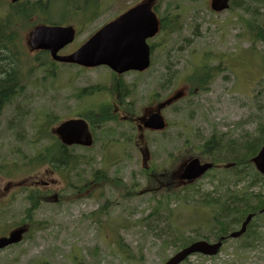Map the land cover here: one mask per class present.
Masks as SVG:
<instances>
[{
  "label": "rangeland",
  "instance_id": "rangeland-1",
  "mask_svg": "<svg viewBox=\"0 0 264 264\" xmlns=\"http://www.w3.org/2000/svg\"><path fill=\"white\" fill-rule=\"evenodd\" d=\"M96 1H99L100 7H98V10L95 9L93 0L89 1L93 5H88L87 7L82 5L81 9L87 15L84 25L81 23L82 17L79 14L71 18L67 17V22L63 21L67 10L63 5L64 3L53 5L49 21L64 25H82V29L78 33L74 44L63 50V54L73 49L74 46H79L80 43L86 41L107 22L141 0ZM167 2L176 4L175 8L178 9L176 12L171 13L182 14L181 25L183 31L176 37L159 38L165 40L166 47L162 49L166 54V61L177 62L175 48L178 45L188 48L192 44L191 47L197 51V54H202L203 51H211V54L215 57L217 55L229 57L228 60L231 59L230 72L234 74L227 72L226 74L230 77L226 81L223 80V73L212 84L209 93H200L201 97L199 96L196 101L194 112H191V108L189 110L184 108L182 120L188 132L186 138L194 144L203 143L206 137L210 135L211 130L209 127L214 124L223 125L222 130L225 132L231 131L235 138L243 134V130L254 134L257 131V124L261 115L256 105L258 103L256 97L261 92H264V45L258 44L254 48V45L245 37L244 30L237 22L235 13L223 12L217 15L211 13L210 0H199L195 3L189 0H164L160 4L162 13L167 9ZM93 8L94 10L91 11L90 9ZM1 10L4 11L6 9ZM78 11L75 10V12ZM95 11H98L97 15H95ZM29 30V27L20 29L25 39L27 34H29ZM192 34L198 35L195 38L199 39L194 42L184 40L185 38H190ZM29 55L32 58L35 57L34 55ZM197 59L195 58V60ZM213 63L217 65L219 63L218 59H215ZM225 64L228 65L227 62ZM190 65L186 66L185 62H183L181 64L182 71L189 70ZM54 70L57 72L56 77L48 76L45 70L28 75L27 81H30V84H28L26 94L29 97L22 102V109L26 112L22 118L25 128V132L20 136L23 138L22 140H18L19 136L16 130L8 129L10 122L14 121L18 102L5 109L0 120V162L18 160L20 163L18 153L19 155L24 153L27 155L33 154L35 152L34 148L37 146V149H39L40 147L37 142L30 141V139L36 138L34 125L41 132L51 130L53 126L71 115L70 110L74 108V102L70 103L66 98H72L79 91L80 84L84 86L87 83L107 77V73L104 70L82 74L81 71H76L77 66L69 64L60 65ZM178 70L181 69L178 68ZM247 119H251L249 124H241L242 121ZM237 124H241L239 128L236 127ZM173 131L172 129L171 133ZM182 137L184 140L185 134L183 132ZM45 144L47 145V143ZM80 152L84 153L83 151ZM77 154L80 153L77 152ZM88 154L98 160L102 153L101 149L96 147L89 150L85 155ZM121 163L119 170L126 174L128 172L127 168H125L126 165L123 162ZM140 166L141 162L138 160L136 165L133 166L134 172H138ZM99 167H102V165H99ZM83 168L86 169L85 165L81 167V169ZM44 170H35L34 177L30 179V184L28 185H35V181H40L43 191H53L49 194L50 197L57 192L59 198H50L37 211L35 219L43 222L44 227L40 231L31 234L30 239L20 246L1 252L0 264H9L15 260H17V264H33L37 260H47L50 264H74V257L79 258L78 260L84 262L83 264H139L135 260L126 258L116 248L114 241L118 238L117 235H120L125 243L130 245L135 252L136 258L140 257L139 245L142 244L143 264H163L162 259L172 255L173 248L166 252L164 250L165 256L163 255L162 242L157 237L151 234L145 237L149 227L144 226L143 229L134 227V221L137 218L148 216L153 210L149 195L134 199L131 202L118 200L122 205H129L130 216H128L121 205L109 209L104 215H97L95 217L96 221H94L89 218L100 206H108V200L116 201L114 197L108 194L107 188L103 187L102 190L99 187L86 192L89 194L93 193L92 196H89V194L84 195V192H78V194L73 195V192L63 189L66 179H63L62 175L52 174ZM29 174L26 171L20 172L16 174L17 180L25 179ZM137 179L139 180V177ZM68 180H71V177ZM7 181L8 179L0 176V194L5 195V201L9 193L15 191V188L11 189V186L7 189L9 186ZM197 186L202 192L213 193L216 189L219 192L221 190L218 181L211 183L208 178ZM241 186H243V183ZM258 187L264 193V184ZM258 187L254 190L259 189ZM64 191L67 192L64 193ZM115 191L119 192L116 189ZM122 192L124 193L125 191ZM184 193L185 190L179 192L181 196ZM24 198L25 192L22 191L15 199L7 200L6 202L1 199L0 203L7 204L6 207L9 208L12 219L20 220L23 218V212L27 207V202ZM196 199H200L197 194L190 204L194 205ZM177 204L179 203H172L173 210L176 209L175 222H173L172 218V223L177 225L178 229L186 227L184 229L186 234L196 235L195 230L203 225L202 222L210 223V220L205 221V214H208V211L204 208L187 205L188 203H180L181 205L177 207ZM162 217L165 218L166 213H163ZM162 223H164V220L158 221L157 218H154L149 220L146 225H152L154 227L153 233H156L155 231L159 232V230H155L156 227L157 229L164 227ZM258 224L260 225V239L251 243V246L248 245L244 248L243 244L246 243V238L239 242L229 241L225 249L215 259L206 261L199 256H194L189 259L187 264H264V218ZM11 226L7 232L12 229ZM124 227H127V230ZM203 227L205 226L203 225ZM89 251L92 253H89ZM95 255H98V257L93 258Z\"/></svg>",
  "mask_w": 264,
  "mask_h": 264
},
{
  "label": "trees",
  "instance_id": "trees-1",
  "mask_svg": "<svg viewBox=\"0 0 264 264\" xmlns=\"http://www.w3.org/2000/svg\"><path fill=\"white\" fill-rule=\"evenodd\" d=\"M89 1L90 0H38L12 3L9 0H0V120L5 109L18 102L14 121L10 122L8 128L16 130L19 136L18 140L23 139L20 136L25 132L22 118L26 112L22 109V102L29 97L26 94L28 84H30V81H27L28 75L42 70L48 73L47 69L53 68L54 65H56L51 62L47 52L38 53L34 58L30 57L27 50L26 39L20 29L22 27H29V31H31L35 26L40 24L60 25L61 23L49 21L53 5L59 3H64L63 5L67 8L63 21L67 22V17L71 18L78 14L82 17L85 15L81 9L82 5H86L87 3L93 5ZM93 1L95 3V9L98 10V7H100L99 1ZM155 1L158 10L160 3L164 0ZM189 1L195 3L199 0ZM175 5L171 2H167V9L165 12H176L178 9L175 8ZM230 6L229 12L237 15V22H239L240 26L243 28L247 40L254 45V48L258 44L264 45V0H233ZM1 9L6 10L2 11ZM75 10L79 11L75 12ZM97 12L98 11H96V13ZM84 19L85 18H81L82 21ZM85 22L86 21L81 23L84 24ZM210 71L212 73L211 76L208 75ZM216 73V69L208 70L207 68H201L198 74V80L190 76L186 80L193 85L192 90L197 87L199 88V93L208 92L214 82ZM195 81L196 86L194 84ZM198 96H200V94ZM256 99L258 100L256 105L261 115L258 120L257 131L254 134L243 130V134L235 138L231 131H229L225 133V137H222L223 135H219L221 133L219 126L214 124L211 127L213 128V134L216 136L212 139L206 137V140L203 142L204 144L199 146L201 153L214 161V163L225 164L226 162L231 164V167L222 170V173L218 175V180L221 185L220 192L223 188L225 191L218 193V190H216L214 194L206 193L202 195L198 192L199 190L197 187L192 186L185 190L182 196L174 192H164L161 196L154 195L149 198L150 204H152V212H150L148 216L137 218L134 221V227H140L141 229H143L144 226L149 227L145 237H147L149 233L161 240V249L163 250L164 256L165 252L169 249L173 248L172 254H174L189 244L201 239L209 241L216 240L221 236L227 237L249 214L257 213L264 208L263 192L253 191V187L260 183H264V177L256 171L252 164V158H254L264 146V92L257 95ZM250 122L251 119H247L242 121L241 124H249ZM49 124H51V122H49ZM241 124H237L236 127L239 128ZM34 132L36 133V138L30 139V141L33 140L37 142L38 146H40L39 149H37L36 146L34 148L35 152L29 155L26 153L19 155L18 153L20 163L18 160H4L0 162V176L11 179L17 178L16 174L23 171L30 173L29 175L35 174L34 171L37 169H39V171L45 169V172L54 171L64 176L67 180L71 177V180H68V182L72 187L67 191L73 192V195L78 194V192L81 191L79 189L83 188L82 183L95 169V164L98 163L97 160H95L94 157H90L89 154L88 156L86 155V159L84 160L81 159V155L73 154L72 151L67 153L65 147L51 137L49 131L44 130L41 132L36 128V125H34ZM24 140L28 141L27 139ZM44 143H47V145H44ZM84 165L86 169L83 168V170L81 167H84ZM104 181L105 179H103V177L98 180L99 183H104ZM239 182L247 183L242 191L234 189ZM227 184L228 187H226ZM113 186L119 191L120 200L131 202L133 199L139 197L137 186L134 187L133 193H121V189L127 188L123 180L115 182ZM23 191L25 192L24 199L27 202V207L23 212L22 219H12L13 217L11 218L9 208L6 207L7 204L0 206V236L8 233L7 231L10 225H12V229L26 227L27 233L23 240L24 243L30 239L31 234L40 231L41 228L44 227L43 222L37 221L35 216L41 206L50 200V195L40 189H25ZM67 191H64V193ZM196 194L200 199H196L194 205L190 204L193 202ZM89 195H93V193ZM177 202L181 204L188 203L187 205L204 208L208 211V214H205V221L210 220V223H205V227L197 229L195 231L196 235L186 234L184 230L186 227L184 229H178L177 225L172 223V218L173 222H175L174 217L176 210H173L172 203ZM108 209L109 207H107V205L102 206L101 209L93 213L89 219L96 221L95 217L99 214H106ZM126 212L130 214L129 207ZM163 213H166L165 218L162 217ZM154 218H157L158 221L164 220V223H162L164 227L159 229L156 227L155 230H159V232L155 231L156 233H153L154 227H152V225H146L149 220ZM263 218L262 216L256 215L255 219L250 224L248 232L245 235L246 243L243 245L244 247L248 245L251 246V243L260 239V225L258 223ZM124 229L127 230L126 227ZM115 245L126 258L135 260L139 262V264L143 263L144 254L142 244L139 245V258L135 257V252L130 245L126 244L120 237L116 239ZM89 253L92 252L89 251ZM96 257H98V255L93 256V258ZM168 258V256L164 257L162 263ZM16 261L17 260L9 264H17ZM73 262L74 264H83L82 262H77V258H73ZM33 264H50V262L47 260H37L33 262Z\"/></svg>",
  "mask_w": 264,
  "mask_h": 264
},
{
  "label": "flooded vegetation",
  "instance_id": "flooded-vegetation-1",
  "mask_svg": "<svg viewBox=\"0 0 264 264\" xmlns=\"http://www.w3.org/2000/svg\"><path fill=\"white\" fill-rule=\"evenodd\" d=\"M156 6L154 4L155 11ZM86 16L85 14L82 18ZM157 17L158 32L146 39L150 52V63L147 68L119 73L107 66L96 68L77 66L76 71H81L82 74L98 70H104L107 73L105 79L96 80L84 86L80 84L79 91L72 98H66L70 103L74 102V108L70 110L71 115L49 130L51 137L65 147L67 153L72 151L73 154H77L78 151L82 150L84 153L80 152L82 154L81 159L85 160V154L91 148L81 145L68 146L62 143L55 133V128L60 123L71 119H83L88 124L89 131L92 134L93 145L91 147L101 149L102 154L98 161L102 167L94 169L82 183L83 188L79 190L84 189V192H89L91 189L106 187L108 191H114L116 188L113 184L119 180H125L127 188L123 191L127 194L129 192L133 193L134 187L137 186V192L140 196L149 195L151 197L154 195L161 196L164 192L179 193L184 188L192 187L194 184L198 185L202 179L206 178V175H204L192 181L181 179L183 170L190 161V159L185 158L204 144H194L186 138L188 132L186 126L184 127L182 114L185 111L184 108L188 110L191 108V112H194L200 94L199 88L196 87L192 90L193 85L186 79L190 76L198 80L200 69L207 68L208 70H217L213 84L223 73V80L228 81L227 79L230 76L226 73L234 75L230 72L231 59L228 60L229 57L226 56V58L224 55L215 57L211 54V51H203L202 54H197L191 44L188 48H183L182 45L175 48L177 62L166 61V54L162 49L166 47L165 40L159 38L176 37L182 33V14L157 12ZM76 31L78 33L77 29ZM195 37H198V35L192 34L190 38L184 40L194 42L199 39ZM77 48L75 47L73 51ZM63 50L60 51V54H63ZM70 52L72 51L69 50L65 54ZM162 58L164 59L162 60ZM195 58L198 59L195 60ZM215 59H218L219 63L217 65L213 63ZM183 62L186 66L191 64L189 70L182 71L181 64ZM178 68L181 70H178ZM55 70L54 68L49 69V73L53 77H56L57 72ZM208 75H212L211 71ZM194 84L196 86V81ZM154 115H160L164 118L166 122L164 130L160 131L146 127V123ZM172 129L174 131L171 133ZM209 129L211 132L208 138L212 139L216 135L213 134L211 126ZM182 132L185 134L184 140ZM220 132L219 135L226 136V132L222 130V127ZM200 158L202 163L210 162V159ZM138 160L141 162L140 170L134 172L133 166L136 165ZM121 162L126 165L125 168L128 170L126 174L119 170ZM103 165L106 169L103 168ZM51 173L55 174L54 171H51ZM101 177L105 179L103 185L98 182ZM137 177H139V180ZM30 179H33V177ZM34 183L35 185L31 186L28 184L21 185L20 183L19 185H13L16 187L40 188L42 184H40V181ZM11 185L12 183H9L7 189ZM70 187L72 186L69 185L66 179L63 189L70 190ZM55 193L59 196L57 192ZM4 197L5 195L0 194V199Z\"/></svg>",
  "mask_w": 264,
  "mask_h": 264
},
{
  "label": "water",
  "instance_id": "water-1",
  "mask_svg": "<svg viewBox=\"0 0 264 264\" xmlns=\"http://www.w3.org/2000/svg\"><path fill=\"white\" fill-rule=\"evenodd\" d=\"M20 0H12L16 3ZM231 0H211V9L218 13L229 9ZM158 32V20L152 10L150 1L143 2L122 14L118 19L103 26L79 49L69 55L58 54L61 49L71 44L75 39L72 27L42 25L28 36V45L32 51H49L52 58L61 63L76 64L88 68L107 65L112 70L122 73L129 70L145 69L150 63L148 37ZM165 120L160 115H154L146 123V127L154 130L165 129ZM55 133L66 145H82L90 147L93 144L88 125L82 119H73L62 123ZM257 170L264 176V146L253 158ZM212 164L201 165L198 159L192 160L185 168L181 179L191 181L203 175ZM264 213V209L260 214ZM253 219L249 215L241 230L231 234V238L241 237ZM25 228H18L6 237L0 238V251L22 241ZM223 238L216 244L199 241L178 252L165 264H180L190 255L199 253L205 256H216L222 247Z\"/></svg>",
  "mask_w": 264,
  "mask_h": 264
}]
</instances>
